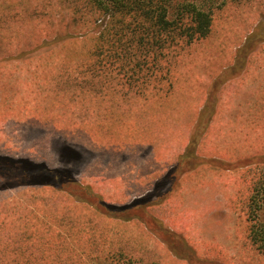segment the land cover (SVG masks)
<instances>
[{"label":"rangeland","instance_id":"374dc122","mask_svg":"<svg viewBox=\"0 0 264 264\" xmlns=\"http://www.w3.org/2000/svg\"><path fill=\"white\" fill-rule=\"evenodd\" d=\"M182 2L210 10L212 24L203 39L186 46L175 58L169 74L172 87L156 83V91H146L150 99L145 98L146 92L127 89L102 92L99 85L97 96L88 92L74 99V82L67 73L58 76L59 66L54 65L61 61L33 60L26 66L7 62V107L0 111V120L7 119V155L25 157L31 165L35 161L70 169L109 204H127L146 196V216L151 218L173 208L163 219L173 224L180 240L155 237L138 219L129 223L117 219L108 224L113 245L130 248L159 264H192L191 260L196 264H264V254L245 238L238 211L233 210L236 197L249 193L246 170L254 168L244 167L249 163L246 158L264 151V0H171V5ZM54 46L24 57L37 56ZM65 49L78 46L68 42ZM5 57L7 0H0V58ZM3 67L5 63H0V70ZM227 83L225 92L218 89L217 100L216 88ZM210 113H216L213 122L196 137L198 147L193 156L196 151L206 157L214 155L242 168L225 171L222 164L202 168L193 159L186 160L181 172H196L186 174L184 181L179 179L169 197V192H164L169 179L164 176L187 151L204 116ZM0 137L6 140L1 133ZM17 181L7 175V186ZM22 188H11L5 199L0 198V216L10 212L11 205L15 211L35 209L33 200L38 199L49 201L44 206L52 207L66 198L62 193H49L54 191L47 188L29 189L25 195ZM36 212L42 219L50 218ZM52 216L63 218L55 211ZM5 223L7 216L0 218V236ZM165 247L184 259L170 260Z\"/></svg>","mask_w":264,"mask_h":264},{"label":"trees","instance_id":"16d2710c","mask_svg":"<svg viewBox=\"0 0 264 264\" xmlns=\"http://www.w3.org/2000/svg\"><path fill=\"white\" fill-rule=\"evenodd\" d=\"M36 21L43 27H38ZM211 24V11L200 9L193 2L172 6L171 0H7V60L22 66L33 60L61 61L54 65L59 66L58 76L67 73L74 82L71 92L74 99L88 92L91 97L97 96V85L106 93L108 89L118 92L127 89L139 94L156 91V83L167 84L170 89L169 74L175 58L186 46L203 39ZM30 25L32 30L28 31ZM60 31L64 35L60 36ZM78 31L83 34H74ZM68 42L78 49L64 50ZM51 44L57 47L24 58ZM23 46L26 49L22 50ZM47 75L49 73L43 77ZM202 123L204 125L201 121L199 126ZM203 125L191 138L187 151L178 156L176 164L164 176L169 179L166 181L168 191L164 190L169 192L168 196L176 189L177 181L183 180L181 167L186 160L194 159L195 164L202 167L222 164L225 169L242 168L236 162L227 164L213 157L193 156L196 137L203 131ZM246 159L249 163L245 168H254L246 170L249 193H241L242 197L233 201L235 205L231 203L234 212L238 211L240 230H244L245 238L264 254V219L261 218L264 151ZM16 160L13 156L7 157V175L18 178L14 186H7V191L23 187L27 195L29 189L47 188L54 191L49 193H62L66 198L52 207L44 206L49 201L39 202L38 199L33 200L35 209L24 207L15 211L11 205L10 212L0 216L1 219L7 216L4 235L0 236V264H159L130 248L111 244L108 224L117 219L122 223L138 219L155 237L180 240L173 226L162 228L164 222L159 215L146 216L149 206L143 202L146 196L127 204H109L100 193H93L90 185L79 181L70 169H58L44 162L17 163ZM4 192L0 191L1 199L7 197ZM36 211L50 218L42 219ZM54 211L63 218H53ZM80 213L83 214L80 216ZM165 248L170 260L184 259ZM190 262L196 264L194 260Z\"/></svg>","mask_w":264,"mask_h":264},{"label":"flooded vegetation","instance_id":"af4514ba","mask_svg":"<svg viewBox=\"0 0 264 264\" xmlns=\"http://www.w3.org/2000/svg\"><path fill=\"white\" fill-rule=\"evenodd\" d=\"M25 58V57H24ZM25 60V59H24ZM23 59H20L22 62ZM7 57L0 58V63H5V67L3 70H0V111L3 108L7 107ZM0 133L6 137L4 140L0 137V191H7V157H15L17 163L28 162L29 159L23 157H17L15 155H7V119L0 120ZM3 143V144H1ZM73 175L76 173L70 171ZM146 201V200H145ZM145 201H143L145 203Z\"/></svg>","mask_w":264,"mask_h":264},{"label":"crops","instance_id":"0c3cea01","mask_svg":"<svg viewBox=\"0 0 264 264\" xmlns=\"http://www.w3.org/2000/svg\"><path fill=\"white\" fill-rule=\"evenodd\" d=\"M228 84H230V83H227V84H221L220 85V87H218V88H216L217 89V93H215V97H216V99L217 100H219V98H220V93L223 91V92H225L226 90H225V88L226 87H228ZM215 89V90H216ZM218 89L221 91V92H218ZM229 92V91H228ZM214 93V92H213ZM235 93H236V91H235ZM241 93H243V96L245 95L244 93H245V91L244 92H242L241 91ZM139 94V93H138ZM141 94H143V93H141ZM146 94H147V96H148V94L149 93H147L146 92ZM242 96V97H243ZM207 97V96H206ZM225 97V96H224ZM145 98H147V99H150V98H152V96L151 97H146L145 96ZM217 103V102H216ZM210 105V104H209ZM219 105V104H218ZM214 106V105H213ZM210 107V106H209ZM212 109V108H211ZM216 112H217V110H216ZM241 113H242V111L241 112H239L237 115H236V119L238 120L239 118H240V116H241ZM215 114L216 113H214V115L212 116V114L210 113V114H207V115H205L204 117H205V119H204V121H202V122H204V125H203V130H207V128L209 127V125L210 124H212V122H213V118H214V116H215ZM208 116V117H207ZM201 129V128H200ZM203 132V131H202ZM205 133V132H204ZM196 147H198V145L196 146ZM195 154L196 155H199V156H201V157H206V156H203V153H198L197 151L195 152ZM211 157H213V158H216V157H214V155L213 156H211ZM218 159V158H217ZM138 160H142V158L140 157ZM193 162H194V159H193ZM119 163V162H118ZM105 164H106V162H105ZM124 164V163H123ZM194 164H195V162H194ZM198 167H202V166H199V165H197ZM193 167V166H192ZM245 167V166H244ZM203 168V167H202ZM191 169H194V168H191ZM225 169V168H224ZM231 169H225V171H230ZM189 172H196V170L194 169V170H189ZM189 172H185V173H182V177H183V180L182 181H184L185 180V176H186V174H189ZM187 178V177H186ZM195 179H197V177H195ZM199 183V182H198ZM7 191H5L4 193H6ZM100 193V192H99ZM170 197V196H169ZM171 197H173V196H171ZM180 198V197H179ZM107 201V200H106ZM108 202V201H107ZM126 204V203H125ZM119 205V204H118ZM173 209V208H172ZM172 209L171 208H169V209H166L165 210V212L163 213H160L159 214V216H160V218L161 219H163L164 218V215L165 214H167V213H170L171 214V212H172ZM163 221L165 222V223H167V221H165L164 219H163ZM167 224H169V225H171V226H173V224L172 223H167Z\"/></svg>","mask_w":264,"mask_h":264}]
</instances>
